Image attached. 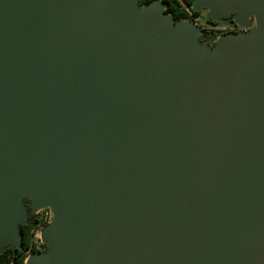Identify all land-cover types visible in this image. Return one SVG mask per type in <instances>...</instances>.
Here are the masks:
<instances>
[{"label": "water", "instance_id": "water-1", "mask_svg": "<svg viewBox=\"0 0 264 264\" xmlns=\"http://www.w3.org/2000/svg\"><path fill=\"white\" fill-rule=\"evenodd\" d=\"M193 7L256 28L213 55L162 0H0V250L30 194L29 264H264V0Z\"/></svg>", "mask_w": 264, "mask_h": 264}, {"label": "trees", "instance_id": "trees-1", "mask_svg": "<svg viewBox=\"0 0 264 264\" xmlns=\"http://www.w3.org/2000/svg\"><path fill=\"white\" fill-rule=\"evenodd\" d=\"M154 0H139V6H144ZM166 4V12L174 19L175 23L183 20L195 22L196 18L202 14L203 8L195 9L194 0H162ZM211 24H216L217 20L211 16L208 17ZM200 34L198 40L202 44L215 46L219 37L216 30L218 28H206L198 25ZM29 211V209H28ZM44 215L32 212L28 215L27 220L19 224L21 239L19 243L13 244L8 242L0 250V264H26V258L33 252H47L49 247L41 239L36 238L39 227L43 224Z\"/></svg>", "mask_w": 264, "mask_h": 264}, {"label": "rangeland", "instance_id": "rangeland-1", "mask_svg": "<svg viewBox=\"0 0 264 264\" xmlns=\"http://www.w3.org/2000/svg\"><path fill=\"white\" fill-rule=\"evenodd\" d=\"M209 16H211V8L210 7H203L202 14L196 18L195 22H191V23L195 24L196 26L201 25V26H204L206 28L215 27V28H218L220 30L229 29V24H230L229 18L230 17L227 16V17H221V18L215 19V20H217V23L216 24H211L208 21V17ZM252 28H256V25L253 24ZM202 46L210 48L211 53L213 55L216 54L215 46H209L207 44H203ZM22 201L25 204V206L27 207V209H29L28 215L30 213H32V212L41 213V214L44 215L43 224L39 227V229H38V231L36 233V238L41 239V241L43 242L44 239H43L42 233H43L44 228L46 226L51 225V224H53L55 222L56 215H55V213L53 211L52 206L51 205H46V206L40 208L39 210L35 211L33 209V207H32L33 203H34V198L30 194L25 195L22 198ZM5 241H6V243H8L9 239H6ZM50 250H51V245L49 244V251H47L45 254H48L50 252ZM33 253L37 254L36 252H33ZM26 264H27V260H26Z\"/></svg>", "mask_w": 264, "mask_h": 264}, {"label": "flooded vegetation", "instance_id": "flooded-vegetation-1", "mask_svg": "<svg viewBox=\"0 0 264 264\" xmlns=\"http://www.w3.org/2000/svg\"><path fill=\"white\" fill-rule=\"evenodd\" d=\"M228 17H230L229 18V22H230L229 29H222V30L217 29L216 32H218L219 35L220 34H223V33H228V32H239V31L248 30V29H251L252 28V25L253 24L256 25L255 20H254L253 17L251 18V21H250V23L248 25H241V24H239L235 20L233 14L229 15Z\"/></svg>", "mask_w": 264, "mask_h": 264}, {"label": "bare ground", "instance_id": "bare-ground-1", "mask_svg": "<svg viewBox=\"0 0 264 264\" xmlns=\"http://www.w3.org/2000/svg\"><path fill=\"white\" fill-rule=\"evenodd\" d=\"M6 240V239H5ZM36 256L35 253H31L27 256L26 260H27V264H29V262Z\"/></svg>", "mask_w": 264, "mask_h": 264}, {"label": "built area", "instance_id": "built-area-1", "mask_svg": "<svg viewBox=\"0 0 264 264\" xmlns=\"http://www.w3.org/2000/svg\"><path fill=\"white\" fill-rule=\"evenodd\" d=\"M220 35H222V34H220ZM220 35H219V36H220Z\"/></svg>", "mask_w": 264, "mask_h": 264}]
</instances>
